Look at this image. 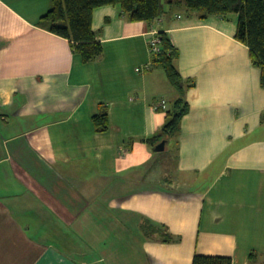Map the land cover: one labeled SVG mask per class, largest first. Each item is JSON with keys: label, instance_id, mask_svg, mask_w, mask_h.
I'll return each instance as SVG.
<instances>
[{"label": "crops", "instance_id": "0c3cea01", "mask_svg": "<svg viewBox=\"0 0 264 264\" xmlns=\"http://www.w3.org/2000/svg\"><path fill=\"white\" fill-rule=\"evenodd\" d=\"M169 2L152 24L96 9L104 54L84 63L40 24L54 0H0V264H264L261 69L237 18L183 17ZM160 31L195 86L180 134L154 152L178 96L152 61ZM147 220L180 240L147 238Z\"/></svg>", "mask_w": 264, "mask_h": 264}, {"label": "trees", "instance_id": "16d2710c", "mask_svg": "<svg viewBox=\"0 0 264 264\" xmlns=\"http://www.w3.org/2000/svg\"><path fill=\"white\" fill-rule=\"evenodd\" d=\"M169 5H184L192 16L201 20L209 17L232 21L237 18L236 39L250 50L251 59L261 69V84L264 88V0H176ZM104 6H115L120 14L130 22L152 24L164 13L163 0H54V8L41 21V26L51 33L70 41L74 53L80 55L84 63L98 61L104 54V47L99 34L93 28L94 11ZM234 16V17H233ZM161 52L152 54V61L161 67L178 96L172 109L167 111V119L158 136L147 140L154 152L162 141L169 143L179 134L182 121L190 112L187 92L195 86L191 80H184L176 61L179 51L165 31L159 32ZM95 130L104 133L109 129L108 109L101 107V112L94 118ZM147 238H157L163 243H175L180 239L161 224L147 220L142 225ZM251 253V260L255 257ZM193 264H233L228 257L196 255Z\"/></svg>", "mask_w": 264, "mask_h": 264}, {"label": "built area", "instance_id": "2783aa9c", "mask_svg": "<svg viewBox=\"0 0 264 264\" xmlns=\"http://www.w3.org/2000/svg\"><path fill=\"white\" fill-rule=\"evenodd\" d=\"M161 39L159 37V32H155L150 39V49L152 54H159L161 52ZM168 104L165 100L161 101L160 103L156 104V109H163L166 110Z\"/></svg>", "mask_w": 264, "mask_h": 264}, {"label": "rangeland", "instance_id": "374dc122", "mask_svg": "<svg viewBox=\"0 0 264 264\" xmlns=\"http://www.w3.org/2000/svg\"><path fill=\"white\" fill-rule=\"evenodd\" d=\"M163 1L166 2V1H176V0H163ZM174 12L182 15L183 17H187V16H189V15L192 14L184 5L183 6L182 5H180V6L179 5L178 6L176 5L174 7Z\"/></svg>", "mask_w": 264, "mask_h": 264}, {"label": "water", "instance_id": "95a60500", "mask_svg": "<svg viewBox=\"0 0 264 264\" xmlns=\"http://www.w3.org/2000/svg\"><path fill=\"white\" fill-rule=\"evenodd\" d=\"M166 141H162L160 144H158L155 148L156 152H163L166 149Z\"/></svg>", "mask_w": 264, "mask_h": 264}]
</instances>
